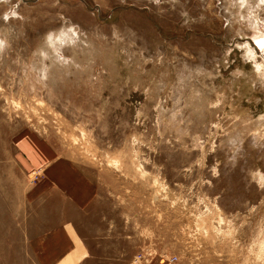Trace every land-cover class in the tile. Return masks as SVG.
<instances>
[{
    "label": "rangeland",
    "instance_id": "obj_1",
    "mask_svg": "<svg viewBox=\"0 0 264 264\" xmlns=\"http://www.w3.org/2000/svg\"><path fill=\"white\" fill-rule=\"evenodd\" d=\"M59 159L113 257L264 264V0H0L2 221Z\"/></svg>",
    "mask_w": 264,
    "mask_h": 264
},
{
    "label": "crops",
    "instance_id": "obj_2",
    "mask_svg": "<svg viewBox=\"0 0 264 264\" xmlns=\"http://www.w3.org/2000/svg\"><path fill=\"white\" fill-rule=\"evenodd\" d=\"M37 181L12 208L19 219L0 216V264H130L113 257L122 244L99 237L89 214L97 187L83 170L59 159Z\"/></svg>",
    "mask_w": 264,
    "mask_h": 264
},
{
    "label": "built area",
    "instance_id": "obj_3",
    "mask_svg": "<svg viewBox=\"0 0 264 264\" xmlns=\"http://www.w3.org/2000/svg\"><path fill=\"white\" fill-rule=\"evenodd\" d=\"M174 259H175V257H170V258H168V259H164V260H162V262H172V261H174Z\"/></svg>",
    "mask_w": 264,
    "mask_h": 264
}]
</instances>
